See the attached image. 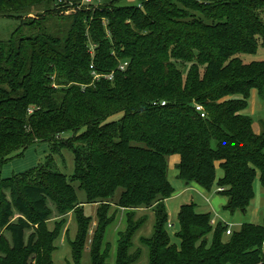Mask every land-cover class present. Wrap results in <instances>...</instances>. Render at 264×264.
I'll return each mask as SVG.
<instances>
[{
	"label": "trees",
	"instance_id": "obj_1",
	"mask_svg": "<svg viewBox=\"0 0 264 264\" xmlns=\"http://www.w3.org/2000/svg\"><path fill=\"white\" fill-rule=\"evenodd\" d=\"M125 1L89 8L82 0H0L1 17L43 13L0 40V264H39L42 239L54 240L64 224L49 234L46 222L77 202L72 182L92 203L121 189L117 206L131 212L115 264L137 263L128 258L145 219L133 222L134 211L152 206V235L139 239L147 264H264V226L245 223L223 240L227 228L212 227L210 214L197 213L190 202L179 208L171 243L164 204L174 194L167 176L174 154L177 178L205 191L216 184L231 215L246 212L257 174L264 188V125L256 134L242 114L251 90L264 99V60L244 64L237 57L264 49V25L255 13L264 0ZM175 60L194 63L184 80ZM90 66L113 73L112 80H94ZM37 144L49 145L51 154L68 150L71 177L45 169L42 160L4 179L2 168ZM217 166L223 176L215 183ZM99 211L90 264H108L110 256L103 233L112 220L100 221ZM81 212L76 264L91 224Z\"/></svg>",
	"mask_w": 264,
	"mask_h": 264
},
{
	"label": "rangeland",
	"instance_id": "obj_2",
	"mask_svg": "<svg viewBox=\"0 0 264 264\" xmlns=\"http://www.w3.org/2000/svg\"><path fill=\"white\" fill-rule=\"evenodd\" d=\"M110 1L111 0H101V5L106 6ZM136 4H137V0H128V1H125L122 5H132L133 6ZM255 13L259 16V18L261 19V22L264 25V7L260 8ZM38 14L40 15L43 14L40 9H34L33 11L29 12V14H17V15L9 14L6 17L0 16V40L6 39L18 27L19 24L24 23L28 20L37 19L36 17ZM103 22L105 23L104 20ZM256 39L258 41V44L260 45L261 39L259 38H256ZM237 57L241 59L242 63L244 64H249L253 61H263L264 60V49L259 47L255 55H251V56L238 55ZM172 63L174 64V68L179 73V76L182 80L185 79V77L187 76L191 68V65L194 64V63H188V62H184L180 60L172 61ZM202 70L199 71L200 77H202L203 75ZM253 101L254 100L251 99V101L249 102V105ZM249 109L251 110V112H253V115H252L253 116L252 117L253 130L257 132L258 130L256 128L257 127L260 128L259 124L257 123V119L262 120V122H260L261 126L264 125V121H263L264 120V105H262V107L259 108V106L254 102V105L252 104V106H250ZM119 119H120V114L115 115L111 118V120H115V121ZM71 135H72L71 133L62 135V139H70ZM30 149L28 153L24 155V159L22 157L16 160L17 163L20 162V160L23 161L22 163L29 162V159L31 157ZM39 152L40 151H37V154H40ZM51 153L52 151H50L49 145H46V154L41 159V161L43 160L41 165H44L43 167H45V169L48 167H52L54 172L55 171L59 172L69 179L71 175L73 174V157L71 153L66 149H62L54 154H51ZM178 160H179V156L175 154L167 158V170H168L169 180L172 182L173 188H175V195H177V198H171L168 200L167 205L165 204L166 210L168 212V220L165 224V229H166L168 240L171 243L173 242L176 243L174 236L177 231V223L175 222L176 220L175 218L177 216L176 215L177 209L180 204H186L190 202L195 204L196 207L198 206V209L196 208L197 212H203L205 209H207L208 206H210L209 213H210L211 218L215 219V217H218L219 220H221L222 225L225 226V228L231 229L233 232L238 230L241 219L245 222L261 223L263 224L262 226H264V220H263L264 218L263 217L264 216V194L262 195L258 193V189H261L259 186L258 174L256 175L254 182H253L254 201L251 202L249 207L246 209V214L231 215L228 212L224 211L223 209L224 206L220 205L219 200H221L222 197L217 196L216 194V190H215L216 184L212 186L210 191H205V190H200L199 186L195 185V183L194 184L190 183L189 185L186 186L184 181L177 180L175 178L176 175L173 172L176 170L174 166L175 164H177ZM48 161L49 162L51 161L50 163L52 165L51 164L48 166L45 165L46 163H48ZM31 168L33 167H28L24 171L29 170ZM173 168L175 170H173ZM18 174H13L12 176H15ZM71 185L76 190L77 202L73 206V209L66 215L59 216L55 211L53 212L51 219L46 222V228H47L46 231L49 234H51L52 232L54 233L55 228L58 227L57 226L58 222L63 221L64 224L61 228L59 236L57 235L58 237H56L54 240L52 239V237H50L51 235L50 236L47 235L45 238L42 239L41 244H40L41 248H40L39 261H38L39 264H76L74 261L76 252L73 251V247L75 246L76 248L75 250L79 252V245H78V241L76 240L77 233H78L76 211H82L83 213L81 212V214L85 219L90 218L91 224H90L89 231L92 227L95 226L96 228L97 226L98 220L96 216H97L98 210H100L99 213H101L100 221H103L106 224L108 223L107 219H111L112 221L108 223V225L105 227V230L106 231L108 230L107 238L109 234H112V231H111L112 228L115 229V226L118 224V219H120L119 212L120 210H123V208H120L117 206V202L121 194V189H118L111 199L97 200L94 203H92L86 200V196L84 192L78 190L77 182H72ZM172 197H175V196H172ZM149 208L140 207L138 209H146V210L141 211V212L134 211V221L133 222L139 223L142 219H145V222L143 223L140 230L137 232L136 236L133 239V248L130 250L131 257L128 258V259H131L133 257H137L136 264H147L148 262L147 249L140 243L139 237L141 234L143 235L149 234L148 238L152 235L153 225H154V216L148 210ZM152 208L155 213V210H156L155 206H152ZM129 212L131 211L128 210L127 213ZM145 212L148 214L149 213L151 214H149L146 218V216L144 215ZM121 220H123V227L120 229L119 232H123L125 228V218ZM168 223L174 224L175 228L173 229L167 228ZM37 227L38 226H36V228ZM89 231H88L87 236L85 237V242H86L85 247L82 249L80 256L78 255L79 264H90L89 245H90V240L92 236L89 233ZM55 232H58V228ZM119 232H116V230H114L113 235L110 238V240H113V241H109L110 256H109V259L107 260L108 264H115L116 247H117ZM103 235L105 234L103 233ZM228 238L229 237H227L225 234L223 235V240H227ZM114 241H116V245ZM103 243H106L105 236L103 239ZM262 252L264 254V246L262 247Z\"/></svg>",
	"mask_w": 264,
	"mask_h": 264
},
{
	"label": "crops",
	"instance_id": "obj_3",
	"mask_svg": "<svg viewBox=\"0 0 264 264\" xmlns=\"http://www.w3.org/2000/svg\"><path fill=\"white\" fill-rule=\"evenodd\" d=\"M251 99L252 100H254L253 102H251V104L249 105V102L251 101ZM254 102L259 106V108H261L262 107V105H264V100H262L260 97H259V95H258V92L256 91V90H251L250 91V95H249V98H248V100H247V103H248V105H247V108L242 112V114L243 115H245V116H248V117H250L251 119H252V115H253V112H251V110L249 109L250 108V106H252V104L254 105ZM252 111H253V109H252ZM264 121V120H263ZM260 122H262V120H258L257 119V123L259 124V127L260 128H256L258 131L257 132H255L254 130V133H256V134H258V133H260L261 132V124H260ZM252 129H253V124H252ZM30 149V148H29ZM29 149L28 150H26L25 152H24V154H23V159H24V155L25 154H27L28 153V151H29ZM31 157H30V159H29V162L28 163H22L23 161H21L20 160V162H18L17 163V161L16 160H18V159H15V160H12V161H10L8 164H6V166H4L3 168H2V177L4 178V179H7V178H9V177H11L13 174H18V173H22V172H24V170L25 169H27L28 167H35V166H37L38 165V163L41 161V159L44 157V155L46 154V144H38V145H36V146H32L31 147ZM37 151H40L39 153L40 154H37ZM178 162H179V160H178ZM178 162H177V164H178ZM30 164V165H29ZM177 164H175V166H174V168L176 169V165ZM29 165V166H28ZM173 168V170H175ZM27 171V170H26ZM175 175H176V179L177 180H180V179H178L177 178V174H178V172H177V170H175L174 172H173ZM167 176H168V170H167ZM222 176H223V172H222V170H221V168L219 167V166H217L216 167V170H215V178H216V182L215 183H217V181L220 179V178H222ZM259 177V176H258ZM168 180H169V176H168ZM181 181H183V180H181ZM169 182H170V184L172 185V182L169 180ZM184 183H185V185L187 186V185H189L190 183H186L185 181H184ZM194 184V183H193ZM196 185V184H195ZM198 186V185H197ZM259 186H260V188L261 189H258V193H260V194H264V189H263V187L261 186V183H260V181H259ZM172 187H173V185H172ZM200 188V187H199ZM200 190H203V189H201L200 188ZM216 194H217V196H220V197H222L221 198V200H219V202H220V205L221 206H224L225 204H226V202H227V199L224 197V196H221L220 194H218V188H217V186H216ZM172 196H175V197H172ZM169 199H171V198H177V195H175V188H174V194L172 195ZM169 199H167V200H165L164 201V204H166L167 205V202H168V200ZM254 201V199L251 201V202H253ZM186 204H188V203H186ZM182 205H184V204H180L179 205V207H178V209H177V214H178V211H179V208L182 206ZM166 208V207H165ZM197 209H198V206L196 207ZM144 210H146V209H138V210H136L137 212H141V211H144ZM152 214H153V216H154V210H153V208H149L148 209ZM209 210H210V206H208L207 207V209H205L203 212H197V210H195L197 213H200V214H206V213H208V214H210L209 213ZM128 212V210H125V209H123V210H120V212H119V215H120V219H118V224L115 226V229L114 228H112V234H109L108 235V238H107V232H108V230L106 231V233H105V237H106V243H108V244H110L109 243V241H113V240H110V238H111V236L113 235V232H114V230H116V232H119L120 231V229L123 227V220H121V219H123V218H125V227H126V213ZM148 212V211H147ZM166 212H167V210H166ZM151 213H149V214H151ZM148 213H146L145 212V216H146V218H147V216L149 215ZM167 214H168V212H167ZM176 214V215H177ZM234 214H246V212L244 213H242L241 211H237V212H235ZM234 214H232V215H234ZM211 217V216H210ZM264 217V216H263ZM176 220H175V222L177 223V216H176V218H175ZM263 220H264V218H263ZM211 222H212V227H215L218 223H221L222 224V222H221V220H219V218L218 217H215V219L213 218H211ZM116 223V222H115ZM154 223H155V216H154ZM225 223V222H224ZM245 223H249V224H254V225H263V224H261V223H253V222H245V221H243L242 219H241V222H240V224H239V227H238V230L237 231H239L240 230V228H241V226L243 225V224H245ZM153 227H154V225H153ZM117 228V229H116ZM94 229H95V226L94 227H92L91 229H90V231H89V233L91 234V236H93V233H94ZM125 229V228H124ZM111 231H110V233H111ZM237 231H235V232H237ZM148 236H149V234H147V235H143V234H141L140 235V237L139 238H141V237H146V238H148ZM91 241V240H90ZM115 242V245H116V241H114Z\"/></svg>",
	"mask_w": 264,
	"mask_h": 264
},
{
	"label": "built area",
	"instance_id": "obj_4",
	"mask_svg": "<svg viewBox=\"0 0 264 264\" xmlns=\"http://www.w3.org/2000/svg\"><path fill=\"white\" fill-rule=\"evenodd\" d=\"M100 4H101L100 0H82L81 6L89 7V8L93 6V8H94V7L99 6ZM89 54H90L91 57L94 54V46H92V45H90V47H89ZM125 66H126V63L121 65L119 67V70L123 71ZM90 70L92 71V75L94 77V80H98V79L112 80V78H113V73L105 74V75H100V74L95 73V71L93 69V66H90ZM161 106H164V103H161ZM195 110H196V112L199 113L200 118H205V115H204V112H203V109H202L201 106L197 105L195 107ZM211 224H212V222H211ZM167 228L173 229V228H175V225L168 223L167 224ZM224 234L227 237H230L233 234V231L231 229L227 228Z\"/></svg>",
	"mask_w": 264,
	"mask_h": 264
},
{
	"label": "water",
	"instance_id": "obj_5",
	"mask_svg": "<svg viewBox=\"0 0 264 264\" xmlns=\"http://www.w3.org/2000/svg\"><path fill=\"white\" fill-rule=\"evenodd\" d=\"M243 213V211H241Z\"/></svg>",
	"mask_w": 264,
	"mask_h": 264
}]
</instances>
